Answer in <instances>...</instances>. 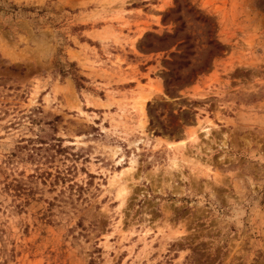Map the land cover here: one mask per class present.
Listing matches in <instances>:
<instances>
[{
    "label": "rangeland",
    "instance_id": "374dc122",
    "mask_svg": "<svg viewBox=\"0 0 264 264\" xmlns=\"http://www.w3.org/2000/svg\"><path fill=\"white\" fill-rule=\"evenodd\" d=\"M0 264H264V0H0Z\"/></svg>",
    "mask_w": 264,
    "mask_h": 264
},
{
    "label": "bare ground",
    "instance_id": "6f19581e",
    "mask_svg": "<svg viewBox=\"0 0 264 264\" xmlns=\"http://www.w3.org/2000/svg\"><path fill=\"white\" fill-rule=\"evenodd\" d=\"M141 128H142V130H143V132L145 131V129H147L146 128V123H143L142 125H141ZM210 129L208 128V127H205V128H203V131H205V132H207V131H209ZM136 162H135V160L134 161H132V164H135ZM174 164H176V162H174ZM175 166H177V165H175ZM127 193H128V190H127V188L125 187V188H122L121 190H120V196H121V198H123V199H125V196L127 195ZM124 202V201H123Z\"/></svg>",
    "mask_w": 264,
    "mask_h": 264
}]
</instances>
